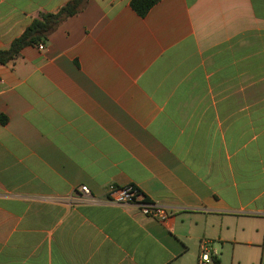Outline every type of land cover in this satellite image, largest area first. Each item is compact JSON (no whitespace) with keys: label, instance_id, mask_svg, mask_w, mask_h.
<instances>
[{"label":"crops","instance_id":"0c3cea01","mask_svg":"<svg viewBox=\"0 0 264 264\" xmlns=\"http://www.w3.org/2000/svg\"><path fill=\"white\" fill-rule=\"evenodd\" d=\"M69 1L0 0V51ZM130 1L87 0L0 64V264H197L201 242L264 264V0Z\"/></svg>","mask_w":264,"mask_h":264},{"label":"trees","instance_id":"16d2710c","mask_svg":"<svg viewBox=\"0 0 264 264\" xmlns=\"http://www.w3.org/2000/svg\"><path fill=\"white\" fill-rule=\"evenodd\" d=\"M86 1L71 0L53 13L38 12L23 33L11 42L8 49L0 51V64L5 65L16 60L20 51L27 46L45 44L50 33L65 19L79 13L84 8ZM158 1L131 0L129 5L139 17H144ZM0 123H5L3 117H0ZM215 263L218 264L217 258Z\"/></svg>","mask_w":264,"mask_h":264},{"label":"built area","instance_id":"2783aa9c","mask_svg":"<svg viewBox=\"0 0 264 264\" xmlns=\"http://www.w3.org/2000/svg\"><path fill=\"white\" fill-rule=\"evenodd\" d=\"M37 47L39 50L44 48L43 44H39ZM78 191L82 198H91L89 189L86 186H81ZM103 200L119 205H134L138 208L142 216L157 220L161 223H165L170 218V215L165 209L150 202L139 188L133 184L124 186L110 184L104 192ZM216 258V250L210 248L208 243L201 242L197 264H216Z\"/></svg>","mask_w":264,"mask_h":264},{"label":"rangeland","instance_id":"374dc122","mask_svg":"<svg viewBox=\"0 0 264 264\" xmlns=\"http://www.w3.org/2000/svg\"><path fill=\"white\" fill-rule=\"evenodd\" d=\"M214 247L216 249H218V251L220 253V256H221L222 255V247L219 244L214 245ZM237 250H240V251H237ZM244 250H246L244 247H237L236 248L237 252H241V251H244ZM248 254L251 255L254 258V261L255 260L259 261V259L261 258V249H260V247H253V248L250 249V252ZM226 256L229 257L230 253L228 252L226 254ZM257 264H259V262H257Z\"/></svg>","mask_w":264,"mask_h":264}]
</instances>
